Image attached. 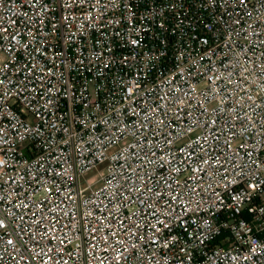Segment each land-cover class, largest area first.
I'll return each instance as SVG.
<instances>
[{
    "label": "built area",
    "instance_id": "built-area-1",
    "mask_svg": "<svg viewBox=\"0 0 264 264\" xmlns=\"http://www.w3.org/2000/svg\"><path fill=\"white\" fill-rule=\"evenodd\" d=\"M0 264H264V0H0Z\"/></svg>",
    "mask_w": 264,
    "mask_h": 264
},
{
    "label": "rangeland",
    "instance_id": "rangeland-1",
    "mask_svg": "<svg viewBox=\"0 0 264 264\" xmlns=\"http://www.w3.org/2000/svg\"><path fill=\"white\" fill-rule=\"evenodd\" d=\"M101 169H103V167L101 166V167H99V169H96V170H93L92 172H90L87 176H86V179H88V178H91V177H93V176H95L96 174H98V170H101Z\"/></svg>",
    "mask_w": 264,
    "mask_h": 264
}]
</instances>
